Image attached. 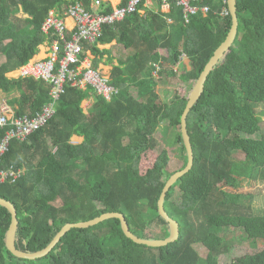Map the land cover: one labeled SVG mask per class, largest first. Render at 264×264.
<instances>
[{
	"label": "trees",
	"instance_id": "obj_1",
	"mask_svg": "<svg viewBox=\"0 0 264 264\" xmlns=\"http://www.w3.org/2000/svg\"><path fill=\"white\" fill-rule=\"evenodd\" d=\"M77 1L90 8L93 0H0V53L5 56L0 92L9 96L17 116L40 111L50 99V85L10 73L29 62L45 42L42 24L50 10ZM226 1L205 0L211 11L193 15L189 22L173 5L170 12L160 7L146 14L138 11L104 27L99 43L117 40L132 50L113 69L111 82L119 88L118 95L109 101L91 86L68 85L54 117L26 140H12L0 162V171L25 168L15 182L0 183V197L17 208L19 249L42 250L65 224L111 211L122 212L139 237L164 239L171 234L158 202L175 171L168 170L169 152L158 149L155 133L164 122L180 126L176 141L184 149L186 161L180 169L184 168L188 153L181 118L189 95L163 103L156 89L174 82L195 85L231 30V12L221 14L224 6L229 8ZM237 13L236 39L214 66L187 117L193 167L165 198V209L179 223V238L158 247L139 244L127 237L119 218H109L72 228L46 256L21 258L6 246L12 214L0 204V264H264V248L233 258L216 232L242 228L252 246L264 242V211L254 206L251 195L230 200L224 191V186L238 187L244 179L264 178L259 112L264 109V0H237ZM183 55L190 60V69L181 61ZM178 63L183 65L180 73L175 69ZM133 86L138 96L131 92ZM91 97L95 102L86 112L83 102ZM5 133L6 128L0 129V141ZM75 135L84 140L73 142ZM150 150H158V156L142 172V158ZM198 246L206 248V256Z\"/></svg>",
	"mask_w": 264,
	"mask_h": 264
},
{
	"label": "built area",
	"instance_id": "obj_2",
	"mask_svg": "<svg viewBox=\"0 0 264 264\" xmlns=\"http://www.w3.org/2000/svg\"><path fill=\"white\" fill-rule=\"evenodd\" d=\"M145 1L147 0H127L112 7L108 12L105 11L107 6L102 0H95L90 8L77 1L65 5L62 9L50 10L42 24V32L46 35L49 45L47 56L31 59L17 72V77H33L46 81L50 85V99L34 115L18 116L7 99H0V129L6 128V133L0 141V162L8 152L12 140H26L54 117L68 85L84 89L91 86L96 95L109 101L118 95L119 88L112 84L111 78L93 66L86 45L96 42L103 35L106 25H114L133 13L142 12L140 6ZM157 1L163 12H170L173 5L180 7L185 22H189L193 15L201 12L208 14L211 11V6L203 3L205 0ZM229 13V8L224 6L221 14ZM68 17L72 18L71 24L67 21ZM184 58L183 55L181 61ZM23 173V168L15 166L2 169L0 183L6 180L15 182Z\"/></svg>",
	"mask_w": 264,
	"mask_h": 264
},
{
	"label": "water",
	"instance_id": "obj_3",
	"mask_svg": "<svg viewBox=\"0 0 264 264\" xmlns=\"http://www.w3.org/2000/svg\"><path fill=\"white\" fill-rule=\"evenodd\" d=\"M228 1V6L229 10L232 15L233 19V24L231 27V30L225 39L224 42L216 49L214 55L211 57L210 61L207 63L205 66L204 70L200 74L199 78L197 79L195 85L193 86L191 93L188 98L187 105L185 107V110L182 114L181 118V130L184 138V144L187 149L188 153V162L187 165L175 171L171 177L167 180L162 194L160 196L159 202H158V210L159 213L170 223V231L171 234L164 239H147V238H142L136 235L131 231V228L128 226L127 219L125 215L122 212H117V211H111V212H106L101 214L100 216H97L93 219L86 220V221H78V222H69L65 224L62 229L56 234L54 239L51 241V243L46 246L44 249L36 251V252H28V251H23L19 249L16 245V234L18 230V225H19V219L18 215L16 213L17 208L14 205L13 202L10 200H7L5 198L0 197V204L7 207L9 209L10 214H12V222L10 224V227L8 231L6 232V246L10 252H12L14 255L21 257V258H27V259H36L40 258L43 256L48 255L59 243L61 238L72 228H86L90 227L93 225L98 224L101 221H104L109 218H119L121 220V226L124 231V233L127 235V237L131 238L135 242L139 244H146L148 246H162L166 245L170 242H173L179 238L180 235V228H179V223L176 219H174L172 216L169 215L167 210L165 209V198L172 187V185L180 179L182 176H184L186 173H188L194 164V151H193V146L191 143V137L189 135L188 127H187V117L194 106V104L200 99V97L203 94L204 88H205V82L213 70L214 66L218 63L219 59L224 55V53L233 45L236 36L238 34V26H239V21H238V13H237V0H227Z\"/></svg>",
	"mask_w": 264,
	"mask_h": 264
},
{
	"label": "rangeland",
	"instance_id": "obj_4",
	"mask_svg": "<svg viewBox=\"0 0 264 264\" xmlns=\"http://www.w3.org/2000/svg\"><path fill=\"white\" fill-rule=\"evenodd\" d=\"M156 2L155 0H153ZM157 5V2H156ZM21 13V12H20ZM23 15V14H21ZM166 51V50H164ZM3 54L0 53V61ZM4 57V56H3ZM186 58L187 56L184 55ZM184 58V59H185ZM189 65H187V68H191L190 62H188ZM181 63H178L175 67L176 70H179L178 73L181 72L183 69V65L180 67ZM18 71H13L10 73V76L17 75ZM156 76L158 74L155 72ZM194 86V85H193ZM192 86L190 84H185L183 82H174V84H160L157 86V92L160 91L161 95L159 96V100L163 103L165 102H171L178 96H188L191 93ZM131 92L138 96V91L136 87L131 88ZM3 95V96H2ZM189 97V96H188ZM9 96H7L5 93L3 94L0 92V99H7ZM95 98L87 99L83 102V106L86 110V112H89L90 107H92L93 102ZM263 107L259 108V112L262 113V127L264 130V109ZM180 131V126L173 128L170 125H168L167 122H164L163 125L156 131L155 136L158 140V149L161 150L163 148H166L169 152L170 156V163L168 166V170L173 172L179 170L185 163V153L184 149L182 147V143L176 141V137ZM84 140V137L81 136H74L73 142H82ZM236 154L240 157L244 156V154L241 151H236ZM158 156V150H150L147 152L141 161V170L142 172L146 171L147 168L151 167L156 160ZM25 170V169H24ZM224 191L226 192L228 198L230 200L239 199L240 196L243 194H249L252 197V202L254 206L257 209L264 211V178L259 180H248L244 179L242 180L241 184L238 187H232V186H224ZM216 232L224 238L225 243L230 248V255L233 256V258L242 257L246 253H255L257 251H260L264 248V242L259 241V245L254 247L251 245L249 241H247L246 233L242 228H236V227H224V228H216ZM198 250L200 251L202 256L207 255L206 248H203L201 246H198ZM226 258V256L224 257Z\"/></svg>",
	"mask_w": 264,
	"mask_h": 264
},
{
	"label": "crops",
	"instance_id": "obj_5",
	"mask_svg": "<svg viewBox=\"0 0 264 264\" xmlns=\"http://www.w3.org/2000/svg\"><path fill=\"white\" fill-rule=\"evenodd\" d=\"M94 1L95 0H93L92 2H94ZM102 1H103L105 6L114 7L116 5L121 4L123 0H102ZM155 1L157 2V5H156V2H154L153 0L145 1L143 3L144 7L141 8L142 14H146L147 10H158L159 7H161V6L157 0H155ZM20 12H19L20 15L23 14L24 16H27V14H24L23 11H20ZM168 19L169 20L171 19V21H172V18L169 17ZM67 21L69 24H71L72 18L68 17ZM93 45L98 46L103 51L100 53L93 52V48H92ZM86 50H87L88 56L91 58L93 66H95V68L104 72L110 78L112 76L114 67L116 65H118L121 61L127 60L129 55L132 53L131 49L124 48L123 45L118 44L117 40H113L111 43H106V44H101L97 40L94 43H88L86 45ZM48 52H49V45H48V42L45 40V42L39 46L38 53L31 59L44 58L47 56ZM3 56L1 58L0 64L5 61V56L4 57ZM96 60L98 61V66L95 65ZM188 62H190V60L186 57L183 60V63H185L186 65H189ZM18 69L16 71H18ZM15 76H17V75H15ZM91 98H93V97H91ZM94 102H95V100H94ZM94 102H93V104H94Z\"/></svg>",
	"mask_w": 264,
	"mask_h": 264
},
{
	"label": "clouds",
	"instance_id": "obj_6",
	"mask_svg": "<svg viewBox=\"0 0 264 264\" xmlns=\"http://www.w3.org/2000/svg\"><path fill=\"white\" fill-rule=\"evenodd\" d=\"M228 2V1H227ZM18 168H23V167H18ZM25 168H23V170H24ZM24 172H25V170H24Z\"/></svg>",
	"mask_w": 264,
	"mask_h": 264
}]
</instances>
